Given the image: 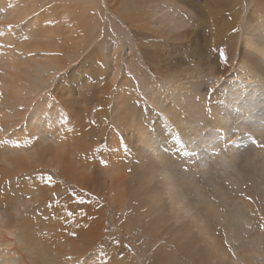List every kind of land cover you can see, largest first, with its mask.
Masks as SVG:
<instances>
[{"label": "rangeland", "instance_id": "rangeland-1", "mask_svg": "<svg viewBox=\"0 0 264 264\" xmlns=\"http://www.w3.org/2000/svg\"><path fill=\"white\" fill-rule=\"evenodd\" d=\"M5 1L0 0V25L7 22L4 16ZM25 1L30 12V15H27L29 18L18 21L10 33L15 38L21 37L19 46L26 44V49L27 46L32 48L27 49L26 52L30 64L44 61L45 57L40 59L43 57L41 55L45 56L48 53L47 56L50 58L52 54L54 55L52 62L60 68L59 73L55 75L57 78L50 80L51 82L44 87L36 99L37 102L38 99L49 101L53 100L51 97H56L62 102L61 121L64 122L62 121L60 130L63 132L62 138L66 136L63 140H66L68 145L64 141L63 144L67 146L65 150L67 149L68 153L64 155V149L61 151L63 161H57L59 166L57 164L50 166L48 162H44V168L38 175L33 168H23L22 174L16 173L18 168L15 163H8L7 157L16 154L11 151L17 144L15 139L17 131L20 133L21 143L25 142V135L28 140L33 137L29 133V123L31 121L32 124L35 123V120L31 119L33 106V110L29 109L25 112V119L20 115L14 117L13 126L9 127L6 133L0 134V188L2 181L7 180V185L4 184L3 188L8 193L18 187L22 188L23 184V187L25 186L33 195L34 191L31 188L34 184H31L32 180L27 178L36 175L37 178L45 180L47 175L51 176V180H48L54 181V192L61 198L58 201H61L65 211L57 215L58 212L50 209L51 204L47 208L58 217L54 223L57 221V224L62 226L59 222L61 221L65 223V229L72 232L76 230L75 235L64 237L68 231L62 226L59 236L64 234L62 238H73L75 245L82 248L84 242L82 234L88 229L85 225L89 223L88 221L94 223L92 225L90 223L88 234L90 237L87 236L90 240H85L87 243L84 249L82 248V256L66 253L68 257L74 256V259L82 263L237 264L238 262L244 264L239 260L240 257H237L240 248L243 245L247 247L248 244L252 246L264 244V130L250 133V139L248 136L245 137L244 133L224 136L227 131L221 129V123L214 126L211 122L214 118L213 108L218 106L217 101L222 94L219 92L225 82L236 79L234 75L239 71L237 61L240 56H251L253 53L259 55L262 69L259 73L260 79L254 74L244 76V79H253L262 83H264V56L257 52V48L241 44L243 38L240 37L241 29H238L235 31L237 33L231 35L223 45L224 52L221 54L223 57L218 61L216 52L204 46V38L199 28L200 17L194 7L192 8L193 4L203 3V0H184L182 2L184 5L181 2L175 3L176 0H171L173 3L170 0H93L98 12L93 11V16H90L93 20V26L90 27H82L81 22L85 17L80 15L77 5L71 0ZM249 1L239 0V7L237 6L235 10L237 18L242 16V8ZM162 2H165V5ZM202 5L211 11L215 9V6L209 2ZM178 17L179 19L175 21ZM26 20L30 22L27 27ZM178 20L186 22L185 25L178 27L176 24ZM257 20L263 21L264 25V17L252 18L249 28H252ZM184 29L187 30L184 32ZM262 30L264 31V27ZM253 34L256 36L257 33L253 32ZM13 45L17 46L16 41L11 40L10 46L14 48ZM35 47L38 48L34 50ZM245 48L248 52H244ZM85 57L90 58V61ZM38 66L41 68L40 63ZM116 69L118 74L112 80ZM196 71L199 73L195 74ZM200 79L203 83L197 90L190 86V82L196 83ZM180 81L186 84L188 82V88L175 87V83ZM110 85L112 88L109 89ZM53 88H56L55 93L52 92ZM176 93L180 96V100L174 105L170 101ZM123 95L127 96V99L121 101ZM184 101L188 107L195 110L202 104H205L206 108L198 114L196 111L193 112V115L186 114L179 108L177 117H180L179 120L183 119V122L178 121L175 124V121L169 120L170 117L165 113L168 110L163 112L160 104H169L172 108L183 105ZM33 102L32 105L39 104ZM50 108L54 107L48 105L47 109ZM49 111L46 117L54 119L56 114L53 116ZM135 114H139L145 128L140 141L134 130ZM195 117L197 119L193 121ZM218 119L219 117L217 121ZM186 120H191L192 125L200 123L196 126L199 130L196 135L200 131L205 132L208 126H213L221 135L219 144L222 148L216 150V155L205 154L203 168H199L197 163L193 164L191 156L185 154V149L179 146L182 135L188 136L192 141L197 140L193 134V127L187 126ZM3 123L5 124L1 121L0 125L6 129L7 126ZM22 128L26 130L23 132ZM88 129L91 131L89 132ZM50 131L46 132L44 135L46 137H41L45 144L50 137L53 141L55 139L52 136L54 133ZM115 132L117 134L114 135ZM36 133L37 131L34 132L35 135ZM51 138L49 143L55 144L51 142ZM71 143L73 146L69 147ZM118 146L122 147L124 154L114 157L115 162H121L116 166L119 170L108 169L111 153L114 148H119ZM28 150L24 152H29ZM31 153L25 160L35 161L33 157L35 154L33 151ZM66 156L68 158H64ZM25 160L23 163L26 162ZM71 160H73L71 164H75L82 171L79 172L77 169L78 177H82L77 182L74 180L76 179L74 175L64 174L62 170ZM74 160L80 162L83 160L84 164L89 160L92 162L90 167L84 165L81 167L78 163H74ZM99 160L104 161L103 165L106 164L107 171L99 168ZM64 161L66 164L63 163ZM10 172L12 174L7 176ZM183 178L185 182L181 181ZM29 180L30 183L26 182ZM177 181L188 183L181 188ZM183 189L186 195L188 194L187 199L191 200L190 203L195 202L192 203L194 204L192 211L185 205L188 201L186 199L175 206L171 203V195L177 192L176 200H178ZM117 192L119 193L116 194ZM196 192H201L203 196L196 197ZM22 194L25 195L26 192ZM51 198L53 200L49 201H56ZM247 199L251 203L254 202L255 207L248 204ZM208 200L216 206H213L214 215L209 212L211 215L207 214L209 218L204 220L202 218L206 215L204 202ZM86 202H91V208L88 210L85 209ZM177 208L179 210L176 219ZM202 210H205V213H202ZM21 211L24 209L22 208ZM19 214L20 212L17 213ZM242 215L247 218L249 224L242 223L245 221L241 222L238 219ZM87 216L88 218H85ZM206 221L211 225L217 224L215 227L217 229L213 228V233L216 234L215 238L225 243L224 254L218 256L214 251L216 245L214 246L213 243L218 240L215 239L213 242L211 240H214V237H208L207 234H210L206 231L208 227L204 229ZM19 223L17 222L16 225ZM229 225L232 230L240 232L239 238L223 239V234H232V231L226 233L225 226ZM0 236L2 237V234ZM9 238L12 240L15 235ZM75 245L73 247H76ZM39 247L40 245L35 249ZM66 247L67 245L64 244L62 250H67ZM88 248L90 249L86 251ZM40 256H43V252ZM213 256L215 259H212ZM256 260L263 261L259 256Z\"/></svg>", "mask_w": 264, "mask_h": 264}, {"label": "bare ground", "instance_id": "bare-ground-1", "mask_svg": "<svg viewBox=\"0 0 264 264\" xmlns=\"http://www.w3.org/2000/svg\"><path fill=\"white\" fill-rule=\"evenodd\" d=\"M71 1L77 5L76 8H77L78 12L80 13V15H83L85 17L84 19H82V22H81L82 27L93 26V20H92V18H90V16H93V11L98 12V7L95 6L94 1L93 0H71ZM174 2L175 3H179V2L182 3V2H184V0H176ZM208 2L215 6L214 10L211 11L205 5H202L203 3L205 4ZM238 2H239V0H203V3H196V4L192 5V8L194 7L195 11H197V13L199 14V17H200V23H199L200 27L199 28H201V34L204 38V46H206L207 48L216 52V58L218 61L220 59H222V57H223L221 55L224 52L223 45L226 44L227 40L230 39L231 35H233L234 33H237L235 31L236 30L238 31V29H241L240 37L243 38V41H241V44L243 46L249 45L255 49L257 48L258 49L257 52H259V54H262V56H264V31L262 30V28L264 27L263 21L257 20L253 24V27L249 28L250 21H252V18L260 19L261 17H264V0H250L249 2L246 3V5L244 4L245 6H244V8H242V16H240L241 18L240 17L237 18V14L235 12V10L238 6ZM5 4H6V15H4V16L7 18L6 19L7 22L2 23L0 25V122L4 121L5 124L4 123L3 124L6 125L7 128L4 129V127L2 125H0V134L6 133L7 129L9 127L11 128L13 126V123H14L13 118L14 117L16 118V116L20 115L24 118L25 112L29 109L31 110L34 106V111L32 112L31 119L35 120V123L32 124L33 121H31L29 123V133L32 134L33 137H31L28 140L27 135H25V137H26L25 142L21 143L20 133L17 131L16 138H15L17 144L15 145L14 150L11 151L12 153H16V154H15V156L9 155L7 157V161H8V163H11V162L15 163V166L18 168L16 173H21L22 171L24 172V170H21L23 168L24 169L33 168V171L37 172L36 175H38L41 173V169L44 168V166H43L44 162H48V164L50 166H54L57 164V161L61 160L62 153H63L61 151H63V149H64V153H63L64 155H65V153H68V150L67 149L65 150V148L67 146L65 144H63V141L64 142L66 141V140H63L66 136L64 138H62L61 133H63V132H61V130H60V127L62 126L61 123L63 121V120L61 121V118H62L61 115H63V114H62V109H60V106L62 107V102H60V100L56 97H53V98L51 97V99H53V100H49V101L48 100L47 101L46 100L40 101V99H38V102H37V99H36L37 96L39 95V93H41V91H43L44 87L47 86V84L49 82H51L57 78V76H55V75L57 73H59L58 70H60V68L57 67L56 63L52 62V60L54 59L53 58L54 55L52 54V58H53L52 59V58L48 57L49 56L48 53L45 54V56L41 55L43 57L38 55L41 57L40 59H43L45 57L44 61L43 60H41V61H35L34 60L35 61L34 65L29 63L30 60L27 59V57L29 55L27 56L26 52H27V49H29L30 47L27 46V49H26L25 48L26 44H24L23 46L22 45L19 46L18 43H19V41H21V37L15 38L10 33V30L13 29L14 26H16V23L18 21L23 20L24 18L28 17L27 15H30L29 10L27 9L26 1L25 0H6ZM174 6H175V4H174ZM176 19H179V17L175 18V21H176ZM26 21H27L28 25H25V26L27 27V26H29L30 22H28V20H26ZM185 23L183 21L178 20V22L176 24L178 25V27H183L185 25ZM186 30L187 29H184L183 31L185 32ZM253 32L257 33L256 36L253 34ZM14 35H16V34H14ZM42 37H43V35H42ZM258 37H262V39H258ZM11 40L16 41L17 46L13 45L14 48L10 46ZM91 43H88V44L91 45ZM5 45H8L9 47L7 48ZM37 48L35 47L34 50ZM30 49H32V48H30ZM39 51H42V49ZM244 52H248L246 50V48H245ZM143 56L144 55L142 53V57ZM246 57H247V59H246ZM31 58L32 57H30V59ZM114 58H113V60H114ZM85 59L87 60L88 58L85 57ZM252 59L254 61H252ZM259 62H260L259 55L256 53H253L251 56H248V55L240 56L239 60L237 61V68L239 69V71H236L235 75H234V77H236V79L229 81V82H225L223 89L219 92L222 94L219 96V101H217L218 106L216 105V107L213 108V113H214L213 117L214 118H213L211 123L214 126L221 123V125H222V126H220L221 129H225V131H227L224 134V136H226V135L231 136V133L232 134L237 133L239 135L244 133L243 135L245 137L248 136V139H250V133L254 132L253 131L254 129H252V128L258 127V130L260 132L262 131V129L264 130V83L259 82V81H255L253 79H250V80L244 79V76H249L250 74H254V75L259 77L260 70L262 71V69L260 68L261 66H260ZM38 63H40L41 68H39ZM43 65H45V66L43 67ZM52 67H54V68H52ZM71 67H73V66H71ZM218 67H220V65H218ZM198 69H200V68H198ZM69 71H71V70H69ZM194 73L197 74L199 72L196 71ZM117 74H118V71L116 69L113 72V76H112L113 79L112 80H114L116 78ZM60 77H61V75L59 76V78ZM259 79H260V77H259ZM202 83H203V81L200 79L196 83L190 82V86H192L195 90H197L199 85ZM185 84H186V82L183 83V81H180L177 84L175 83V87H177V88L181 87L182 89H186V88H188V82L186 84L187 86ZM111 86L112 85L109 86V89L112 88ZM171 89L172 90L174 89L173 85L171 86ZM222 91H224V92H222ZM52 92L55 93L56 88H53ZM126 99H127V96L126 97H125V95L121 96V101L126 100ZM179 100H180V96H178L176 93V94H173V99L170 102H172L175 105V104H178ZM32 101H34L35 103L37 102L39 104H37L36 106L34 104L32 105ZM132 101H133V99H132ZM199 104H200V102H199ZM48 105H51L54 108L47 109ZM160 105L162 106L163 112L168 110V112H165V113L168 114V116L170 117L169 120L175 121V124L178 123V121L183 122V119L179 120L180 117H177V114L179 113L178 112L179 108H180V110L183 109V111L186 112V114L190 113L191 115H193L192 113L195 111L197 114L201 113L204 110V108H206L205 104H202L196 108L197 110H195L192 107H188L186 104V101H184L183 105L179 104L181 106L176 105L177 107H172V108L169 107V104L163 103ZM170 106H172V105H170ZM47 110L48 111L50 110L49 112H52L53 116H54V114H56V116H54L55 117L54 119H53V117H51L50 119L48 117H46V115H48ZM190 114H189V116H190ZM217 117H219V119H218L219 121H217ZM23 118H21V119L23 120ZM196 119H197V117L193 118L192 120L195 121ZM133 123H134L135 134L138 137V140L140 141V139L142 138L143 133H144L143 131H145V128L141 122V118H140L139 114H137V115L135 114V118H134ZM185 123L190 128L193 127V130H194L193 134L195 135V138L197 137V140L192 141L190 138H188V136L182 135L181 136L182 142H179V146H181L185 149V154L188 153V155L191 156V158L193 159V164L197 163L196 165H198L199 168H203V167H205V158H204L205 154L206 153H215V155H216V150L219 151V149L222 148V146L219 144L221 135L218 134L217 130L215 128H213V126H208V125H207L208 127L206 126L207 128L205 127L206 128L205 132L202 133V131H200V133L198 135H196L195 133L199 131L198 129H196V126H199L200 123L197 122V123L192 125L191 120L190 121L186 120ZM69 126H68V128H69ZM25 130H26L25 128L21 129V131H23V132ZM66 130H68V129H66ZM242 130H244L245 132H243ZM35 131H37V133H36L37 135L39 133H41L40 136L35 135L34 134ZM48 131L54 133L52 135L55 137L54 141H53V138H51V137L50 138H51V142H54L55 144L49 143L50 138L48 139V142L46 144H45L44 140H42L41 137H43L46 134V132H48ZM86 131H87V129H86ZM86 131H85V133H86ZM88 131H89V129H88ZM87 134L91 135L90 133H87ZM115 134H117V133L115 132L114 135ZM158 136H160V135H158ZM0 137H1V135H0ZM44 137H46V136H44ZM237 139H239V137ZM115 143H116V141H115ZM229 143H231V141H229ZM229 143H227V144H229ZM4 145H5V143L2 144V146H4ZM71 145H72V143L69 145V147ZM120 146H122L121 142H120ZM28 148H29V150H28ZM27 150L29 152H24ZM31 151H33V154H35L34 156L32 155L34 157L35 161L29 162L25 159H27L28 155L30 156ZM83 151L85 152V149ZM83 151H82V153H83ZM121 154H123L122 147L121 148L120 147L114 148L113 152L111 153V161H110L108 169L116 170L118 168V170H119V167L116 168V166H118L121 162H118V163L115 162L114 157H115V155L120 156ZM47 156H49L50 158H47ZM64 158H68V157L66 156ZM79 159H80V156H79ZM87 159H88V156H87ZM23 160H25L26 162L23 163ZM61 161H63V159ZM72 161L73 160H71V162L69 164H66L64 161L63 163H65L66 166H65V168L63 167L62 170L65 172L64 174L71 175V176L74 175L76 178L74 180H75V182H77L82 178V177H78L79 173H77V169L79 170V172L81 171V169L79 167H77L75 164L72 165L71 164V163H73ZM89 161L87 162V160H86L87 164H84L83 160H82V162L74 160V163H78V166L81 165V167H82V165H84L86 167H90L92 161L91 162H89ZM103 162L104 161L99 160V164H100L99 168L106 169L107 166H106V164L103 165ZM14 163H12V164H14ZM63 163H60V164H63ZM218 164H220V162H218ZM57 166H59V164H57ZM121 169H122V167H121ZM100 170H102V169H100ZM104 171H107V169ZM117 172H119V171H117ZM89 173H88V175H89ZM102 173H104V172H102ZM11 174H12V172L8 173L7 176H10ZM15 175L18 176L17 174H15ZM36 175L27 178V179L32 180L31 184H34V185L36 184L35 187L33 185L31 188L34 191L33 195L30 192H28V190H26L25 186L23 187V184H22V188L18 187V189L17 188L13 189L12 192L8 193L6 191V189L3 188L4 184L7 185L6 184L7 180L2 181L3 183L1 182L2 186L0 188V234H2V237L0 236V264H90L89 262H87V263L79 262L78 260L74 259V256L68 257L67 254H70V255L78 254V256H82V254H83L82 248L84 249L85 244L87 243V241H85V240H87V239L90 240L88 238V237H90V236H88V234H89V228H90L91 222L88 221V219H87V221L89 223L86 222L88 224L85 225L86 226L85 228H88V229H85L86 232H84L82 234V237L84 236V242L82 244L83 245L82 248L79 247L78 245L77 246L75 245L73 238H70V239L62 238L64 236V234H62V236H59V232L62 230V226H63V229H65V223L59 221L62 224V226L57 224V221L54 223V221L58 217H56V213H52L49 210L52 209L55 212H58L57 215H59L60 213H63V211H65L62 208L63 205H61V201H58L61 198H59L57 196V194L54 192L55 191L53 189L54 188V186H53L54 181H52V182L49 181V180H51V179H49V178H51V176L47 175L48 178L45 177V180H43V179L41 180V178H37ZM81 176H83V175H81ZM179 177H180V175H179ZM183 177L185 178V175ZM184 178L181 181H184ZM181 179H182V177H181ZM42 181H44V182H42ZM181 181H177V182L180 183L179 186L181 188H183L185 185H187L186 183H188V182L184 183L185 181L184 182H181ZM26 182L30 183V180L26 181ZM20 183H21V181H20ZM118 185H120V184H118ZM13 187H15V186H13ZM23 191L26 192L25 195L22 194V193H24ZM59 191H60V189H59ZM181 191H182L180 194L181 196L178 193V195H179L178 200H176L177 192L171 195V198H170L172 201L171 203L174 206H175V204L176 205L179 204L178 202H181L184 199L188 200L187 199L188 194L186 195V192L184 191V189ZM47 193L52 194L51 197H53L56 201H49L50 199L51 200H53V199L50 197V194L47 195ZM118 193L119 192H117L116 194H118ZM195 195H196V197L203 196V194L201 192H199V193L196 192ZM66 196H67V194H66ZM189 200L187 202H185V205L188 206L189 209L192 211V209L194 207V204H192V203H195V202L190 203L191 200L190 201ZM192 201H194V199ZM249 203L252 204V207L254 206L253 205L254 202L251 203L248 200V204ZM49 204H51V208L48 210V208L50 207V206L48 207ZM204 205H205V209H206V215H203L202 218L204 220H206L209 218L208 216H210L211 214L214 215L215 208L213 206L215 205V203L213 205L211 203V201L208 200V201L204 202ZM22 208L24 209V211H21ZM89 208H91V202H89V203L86 202L85 209L88 210ZM12 209H13V211H12ZM177 210H179V209L178 208L175 209V211H176L175 212V214H176L175 218L176 219H177V213H178ZM81 211H79V212H81ZM18 212H20L21 215L20 214L17 215ZM209 212H211V214H209ZM202 213H205V210H202ZM7 214H11L12 216H8ZM84 214H85V212H84ZM89 214L91 215V213H89ZM207 214H209V215L207 216ZM88 216L85 218H88ZM248 218L250 219V217H248ZM198 219H199V217H198ZM238 219L241 222L245 221L242 223H248L247 218L244 215L238 217ZM5 220H7V221L5 222ZM92 220H94V219H92ZM249 221H251V219ZM17 222H20V223L18 225H16ZM92 223H91V225H92ZM204 223H205V221H204ZM204 223H202V224H204ZM219 223L220 222H218V224ZM224 224L226 225L227 223H224ZM210 225L211 224L209 222L207 223V221H206V226L204 227V229H206L208 227V230H206V231H208L210 234H207V235H208V237L210 236V238L214 237V240H211L214 242L215 239H217V238H215L216 234L214 235L213 228H215L217 226V224H216V226L212 224L214 227L212 225L210 227ZM81 226H83V225H81ZM225 227H227L226 233L228 231H232V234L231 235L223 234V236H222L223 239H226V240H228L229 238L230 239H237L240 237L239 236L240 232H237L238 230L237 231L232 230L230 225L225 226ZM93 229H94V227H93ZM93 229H91V230H93ZM216 229L217 228H215V230ZM65 231H68V233H66L64 237H69L70 235H73V233L76 234V230H73V232H72V230L65 229ZM57 232H58V234H56ZM13 235H15V238L11 240L9 238V236H13ZM217 236H218V234H217ZM16 241H17V244L15 245ZM222 241L218 240L217 242L215 241V244L213 243L214 246L216 245V247L217 246L220 247L219 249H217L218 247L217 248L215 247L216 250L213 247L214 251L217 252L216 254L218 256L225 253V252L223 253V250H225V247L223 244H225V243H223ZM64 244L67 245V247H66L67 250L64 248L65 251L62 250V247ZM38 245H40V247L35 249ZM74 245L76 247H73ZM243 246H245V247H243ZM243 246L240 248L239 253L237 254V257H240L239 260H242L244 264H264V244H257L254 246H252V244L251 245L248 244L247 247H246V245H243ZM260 246H261V248H260ZM15 249L18 251H16ZM89 249L90 248L86 249V251H88ZM71 250H73V251H71ZM19 251H20V254H18ZM221 251H222V253H221ZM42 252H43V256H40V253H42ZM257 256L261 257L263 261H257L256 260ZM76 257H77V255H76ZM212 259H215V257L213 256ZM236 263L239 264L238 262H236ZM113 264H118V263L114 262Z\"/></svg>", "mask_w": 264, "mask_h": 264}, {"label": "water", "instance_id": "water-1", "mask_svg": "<svg viewBox=\"0 0 264 264\" xmlns=\"http://www.w3.org/2000/svg\"><path fill=\"white\" fill-rule=\"evenodd\" d=\"M256 130L259 131V130H258V127H255L253 131H254V132H257ZM235 156H236V155H235Z\"/></svg>", "mask_w": 264, "mask_h": 264}, {"label": "snow or ice", "instance_id": "snow-or-ice-1", "mask_svg": "<svg viewBox=\"0 0 264 264\" xmlns=\"http://www.w3.org/2000/svg\"><path fill=\"white\" fill-rule=\"evenodd\" d=\"M50 179V178H49ZM73 235H75V233H73Z\"/></svg>", "mask_w": 264, "mask_h": 264}]
</instances>
